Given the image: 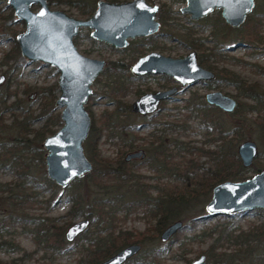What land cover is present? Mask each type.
<instances>
[{"label":"rangeland","instance_id":"374dc122","mask_svg":"<svg viewBox=\"0 0 264 264\" xmlns=\"http://www.w3.org/2000/svg\"><path fill=\"white\" fill-rule=\"evenodd\" d=\"M147 1L160 5V10L170 9L171 11V16L166 18L167 25H163L161 22V27L151 37H129L128 44L118 48L112 43L92 37L90 35L92 28L87 25L79 26L74 37L77 49L81 53L120 63L118 70H104L94 79L91 84L92 93L85 103L91 121L101 131L96 145L97 157L101 158L100 161L92 157L86 148L90 130L83 141L84 152L92 162L91 170L94 171L103 168V159L113 162L118 157L122 158L128 147L124 142L130 141L134 132L138 137L136 143H140L141 147L148 151L146 139L141 137H147L149 140V131L158 127L156 124L154 125L156 120L165 125V119H169L170 125H168L172 129L170 131L172 138L189 140L191 145H202L203 148L215 147L218 143H204L209 126L206 125L207 121H202L195 112H193L194 116L186 121L187 129L182 131L172 128L175 121L180 122L188 117L189 109L185 105L187 101L184 99L191 96L193 100H198L196 96L193 98L192 92L202 93L206 86L202 83H196L180 90L173 98L165 102L160 114L154 117H139L129 106L140 93L161 87L166 83V79L158 74L133 75L126 63H133L140 55L150 50H157L171 56L186 54L192 49L187 45L188 42L182 35L186 30L192 31L195 36L207 38V46L216 44L217 47H222L223 57L219 64L228 66L248 83L257 82L259 91L264 92V10L259 27L261 39L244 41L238 39L235 31L225 24L219 8L214 9L205 17L192 18L188 12L180 10V7L186 4V0ZM258 1L261 0H255V3ZM38 6V3L31 4V8L34 10ZM48 6L51 9H61L77 18L85 19L91 14H82L78 5L64 0L55 3L48 2ZM256 7L257 5H255L252 14L254 17L260 14ZM157 18L161 21L160 13ZM24 28V22L14 15L12 6L7 3V0H0V74L5 75L4 81L0 84V118L2 121L0 123V142L11 141L14 136L23 134L25 139L21 137V140L23 139L22 141L25 143L29 141L28 147H34L37 144L42 147L43 139L39 141L35 130L49 119L51 113H58L60 119L61 107L55 105L58 94L57 84L52 88V85L56 83L58 70L50 64L30 61L21 55L16 35ZM209 84L236 95L242 102L238 112L235 114L224 113L222 119L227 128L241 130L244 135L243 139L254 140L258 144L260 153L263 154L264 142L261 140L260 126L255 117L264 113V105H257L254 110H248V105L255 102L239 93L234 83L213 81ZM117 88L119 91L116 92ZM51 91H56L55 96H51ZM12 102V109H6L5 105ZM104 113L107 114L103 115ZM106 116L110 117L109 125L103 124ZM62 124L63 121L60 119L58 124L52 125L53 132ZM122 124L126 125L125 130H123ZM53 132L46 133V135ZM42 149L41 154H35L32 149H27L26 152L18 151L16 156L12 155L7 159L0 160V184L13 187V193L17 196L23 194L25 201L23 204L17 205L20 210L38 218H56L58 223L65 225L66 229L73 221L85 217L83 211L86 209L84 207L79 211L69 212L72 200L67 195L71 190L79 187L83 189L85 185L91 183V180L84 177L89 172L79 178H74L66 187L49 185L45 172L44 153L46 149L43 147ZM199 160H206V156L201 155ZM110 162V166L113 165ZM131 166L135 167L134 164ZM263 167L264 154L257 156L254 166L246 169V177L252 176ZM133 172L141 175V180L137 177L138 183L146 182L152 185L156 181H160V179L153 178L156 173L146 161L136 165ZM112 177V173L106 176L107 181L111 183L107 187L108 193H113V190L122 194L131 193L127 186L129 183L117 181L121 184H116ZM173 180L169 179L168 182L172 184ZM16 182H22L23 187L16 186ZM94 189H97L96 186L91 185L90 190ZM149 191L150 194H155L154 189ZM28 192L32 194L29 199L26 198ZM210 196L211 193L206 195L204 203L191 205L185 211L183 219L178 218L182 219L183 225L168 242H163L159 236L152 240L139 241L142 243L143 252L138 258L128 261L127 264H186L201 251L207 255L217 254L219 259L215 262L218 264H264V251L260 255L264 249V208H253L231 215H206L205 204ZM49 197L52 198L50 206L46 201V198ZM13 206L7 193H0V218L10 215L14 210ZM117 216L119 218L115 226L130 231L132 237L147 232L154 222L152 218L149 220L144 215L141 207L120 210ZM188 218L195 220L188 223ZM254 225H260L263 228L259 232V244L255 246L254 250L256 251L251 257L246 249L242 251L243 248L235 242V234L241 230L247 231ZM104 226L96 221H91L80 236L72 241L65 240L67 242L65 249L55 251L52 247L37 242L38 234L34 230L33 224L23 222L9 224L7 222L4 224L5 229L2 236V239H6L7 242L0 245V259L6 264H75L79 259L88 257L93 246L91 242L98 237V232ZM192 235H195L194 239L189 240ZM154 253H156V257L152 258Z\"/></svg>","mask_w":264,"mask_h":264},{"label":"water","instance_id":"95a60500","mask_svg":"<svg viewBox=\"0 0 264 264\" xmlns=\"http://www.w3.org/2000/svg\"><path fill=\"white\" fill-rule=\"evenodd\" d=\"M13 6L14 14L23 20L24 30L16 38L21 55L30 61H40L58 70L56 78L58 94L55 105L61 107L63 124L53 133L46 135L41 144L44 153L46 175L57 185L66 187L76 177L83 176L92 168V162L84 152L83 141L87 137L91 118L85 103L92 93L91 84L103 70L105 59L94 58L81 53L74 43L79 26L92 28V37L112 43L116 47L127 44L128 37L147 35L158 31L160 22L155 19L159 5L147 0L110 1L98 0L93 13L83 19L67 14L61 9H51L47 0H7ZM253 0H186L180 8L190 17L199 18L210 12L214 6L222 7V16L231 25H239L252 8ZM38 3L37 9L31 4ZM43 13V14H41ZM134 74L145 72H166L182 85H191L200 78L213 75L197 61V53L190 50L183 56L165 55L149 51L140 56L131 66ZM4 74H0V82ZM177 87L147 92L132 102V109L141 113L153 111L160 98L174 93ZM205 99L219 107L232 111L237 101L220 90L205 93ZM237 153L243 166L251 165L257 143L244 139L237 146ZM143 150L137 149L125 154V159L140 157ZM253 208H264V168L244 179H226L216 183L205 204L206 215H231ZM91 223L90 217H81L70 223L64 237L74 240ZM182 219H174L160 233L161 240H168L181 226ZM141 248V243H128L97 264H122ZM187 264H217L208 262L201 253Z\"/></svg>","mask_w":264,"mask_h":264},{"label":"trees","instance_id":"16d2710c","mask_svg":"<svg viewBox=\"0 0 264 264\" xmlns=\"http://www.w3.org/2000/svg\"><path fill=\"white\" fill-rule=\"evenodd\" d=\"M57 1L60 0H48L49 3H55ZM64 1L78 5L82 14H88L91 13L93 2L95 0H85L81 2L78 0ZM160 16L163 25H167L166 18L171 16L170 9L164 11L161 10ZM259 23L258 19L254 20L253 24L248 26L247 30L242 33V36L254 38L257 35L256 28ZM182 35L188 42L187 45L189 47L197 50L199 49L200 51L203 50L201 39L198 36L193 35L192 31L186 30ZM119 68V61L114 60L109 63V66L106 67L105 71L108 69L109 71L118 70ZM223 74L236 80L238 86L243 92L248 91L250 94L255 95L254 86L243 85V82L233 71H223ZM55 86L56 83L52 85V88ZM115 91L117 92L119 89L117 88ZM55 92L56 91H51L52 97L55 96ZM186 101L185 105L189 109V115L183 121H175L172 127L173 130L183 131L187 129L188 126L186 125V121L189 118H192L194 116L193 112H195L202 121H207L206 125L209 126V130L207 131L206 138L208 141L217 142L218 140L216 146L214 148H203L202 145H191V143L186 140L173 138V166L171 174L174 182L172 183L170 190L167 192L164 191L165 193L156 196L150 194L145 182L138 183V175H133L134 177L126 175L130 170L126 167L127 163H125L121 157H118L117 160H114L113 162L103 159L102 169L95 171L92 169L88 174L84 175L86 179L88 178L89 181L91 180V183L85 185L83 189L80 187L73 189L68 192L67 195L68 198L72 200L69 212L79 211L84 207L86 209V211H83L84 216L90 217L91 221H96L99 224L105 225L102 230L98 232V237L91 242V244L93 243V246L88 257L86 259H79L75 264H97L100 260L112 254L127 243L157 238L160 230L168 222L178 218L183 219V217H185V211L191 205L204 203L206 201V195L212 192V188L216 183L226 179L239 180L246 178L245 172L248 167H244L241 164L240 158L235 150L236 144L244 138L242 131L236 130L235 128H227L222 119V115L227 112L222 111L218 107L204 104L201 100H193L192 98ZM12 104L13 102L9 105H5V107H7L6 109H12ZM238 110L240 109L238 108L234 112L228 114H235ZM106 114L107 113H104L103 115ZM48 118L49 119H47L41 127L35 130L36 137L39 138V141L43 139L46 133L53 132L52 125L60 122L58 113H51ZM109 119L110 117L106 116L103 124L109 125ZM1 122L0 118V123ZM256 122L260 126L261 140L264 142V117L257 118ZM100 134V129H97L94 122L91 121L90 133L87 139L88 146L86 148L91 156L98 161H100L101 158L97 157L98 152L96 150V145L98 144V137ZM209 135L211 136L209 137ZM21 137L25 139L23 134H19V136H14L11 141L0 142V160H3L4 158L7 159L8 156H16L18 151L26 152L27 149H32L35 154L42 153L43 146L41 147L37 144L34 145V147H28L30 142L27 141L25 143L22 141L23 139L21 140ZM201 155H205L206 160L200 161L199 159ZM109 162L113 163V165L111 164L110 166ZM205 163L207 164L204 165ZM251 166H254V163ZM24 172L23 174H25ZM111 173L116 184H121L117 181L129 183L127 186L133 188L132 193L122 194L114 190L113 193H108L107 187L111 185V183L107 181L106 176ZM131 178L134 179L133 183H130ZM46 180L49 185L56 187L57 184L49 177ZM15 184L19 187H23L22 185H24L22 182H16ZM91 185L96 186L97 189L90 190ZM12 188L13 187L0 184V193H7L8 198L14 205L12 207L14 210L10 215L0 218V245L7 242L6 239H2L5 223L9 222V224H16L23 222L34 225V230L38 234L37 242L43 243V245L47 247H52L55 251L65 249L67 246L64 237L65 225L58 223L56 218H38L20 210L17 205L23 204L25 199L23 198V194L18 196L15 195ZM30 193H26L27 199L31 198L32 194ZM46 201L50 206L52 198H46ZM137 207H141L144 215L147 216L149 220L152 218L154 222L151 227L147 229V232L139 233L136 237H132L130 231L117 228L115 223L119 218L117 213L120 210H130ZM194 220V218H188L187 221L188 223H192ZM262 228L263 227L260 225H254L252 228H248L247 231L241 230L239 233L235 234V242L238 246L243 248H241L242 251L246 249L251 257L256 251L254 250L255 246L259 244L258 236ZM194 237L195 235H192L189 240H193ZM263 251L264 249H262L260 255L263 254ZM139 255L140 253L135 257H132V260L138 258ZM155 257L156 253L152 254V258ZM209 258L212 260L219 259L217 254L209 255ZM0 264L6 263L0 259Z\"/></svg>","mask_w":264,"mask_h":264},{"label":"flooded vegetation","instance_id":"af4514ba","mask_svg":"<svg viewBox=\"0 0 264 264\" xmlns=\"http://www.w3.org/2000/svg\"><path fill=\"white\" fill-rule=\"evenodd\" d=\"M97 1L98 0H95L94 2H93V9H92V11H91V14L93 13V11H94V9L97 7ZM254 2H253V6H252V8L246 13V15H245V18H244V20L239 24V25H231L230 23H228L225 19H224V17L222 16V13H221V11H222V7L221 6H214L213 7V9L210 11V12H208L207 14H205V15H203V16H201V17H205L206 15H208L209 13H211L214 9H220V14H221V17H222V19L224 20V22H225V24L227 25V26H229L232 30H234L235 31V33H236V36H237V38L238 39H241V40H244V41H250V40H259V39H261V37H262V35H261V33H260V29H259V27H260V24H261V20L263 19L262 18V13H263V10H264V0H261V1H258L257 3H255V0H253ZM47 2H48V0H47ZM8 3V2H7ZM150 3V2H149ZM9 4V3H8ZM152 4V3H151ZM154 4H156V3H154ZM11 5V4H10ZM158 5V4H157ZM186 5V4H185ZM255 5H257V11H259L260 12V14L258 15V16H256V17H254V15L252 16V14L254 13V7H255ZM12 6V5H11ZM184 6V5H183ZM182 7V6H181ZM180 7V8H181ZM12 9H13V6H12ZM161 9V6L159 5V9H158V12H157V14H156V16H155V19H157L159 22H160V27H161V21L157 18V15L160 13V10ZM13 12H14V9H13ZM189 13V12H188ZM90 14V15H91ZM15 15V14H14ZM89 15V16H90ZM16 16V15H15ZM88 16V17H89ZM189 16H190V14H189ZM17 17V16H16ZM201 17H199V18H201ZM258 17V18H257ZM18 18V17H17ZM256 19H258V21L260 22L258 25H257V28H256V30H257V35L254 37V38H251V37H244V36H242L243 34V32H245L246 30H247V27L248 26H250V25H252L253 24V21L254 20H256ZM21 20V19H20ZM250 20H251V22H250ZM23 21V20H22ZM92 30V29H91ZM159 30V29H158ZM91 32V31H90ZM155 33H157V31L156 32H154V33H150V34H147V35H136V36H143V37H151L152 35H154ZM77 34V33H76ZM91 35V34H90ZM75 37V36H74ZM135 37V36H134ZM129 38V37H128ZM128 38H127V41H128ZM199 38L201 39V41H202V47H203V50H197V49H194V48H192L191 50H195L196 51V53H197V61H198V63L202 66V67H204V68H206V69H209V70H211L212 72H213V75L211 76V77H208V78H200V79H198L195 83H193V84H191V85H182V84H180L178 81H176L170 74H168V73H166V72H145V73H143V74H134L131 70V73L133 74V75H136V76H143V75H145V74H153V75H155V74H158V75H162L165 79H166V83L164 84V85H162L161 87H159V88H157V89H153V90H147V91H144V92H142V93H140L138 96H136L135 97V99L137 98V97H139V96H141L142 94H144V93H147V92H154V91H157V90H167V89H169V88H171V87H174V86H176L177 87V90L174 92V93H172V94H169L167 97H164V98H160L159 99V101H158V104H157V106H156V108L153 110V111H151V112H147V113H141V112H138V111H136V110H133L132 109V102L135 100H133L131 103H130V108H131V110L133 111V112H135L139 117H142V118H144V117H154V116H156V115H159L160 114V112H161V110H162V108H164V104H165V102H167V101H169L171 98H173L174 97V95L176 94V93H178L180 90H182V89H186L187 87H190V86H192V85H194V84H196V83H202V84H204V85H206L205 86V90L202 92V93H195V92H192L193 94V98L196 96V97H198V100H201L204 104H207V105H213V106H216V107H218L219 109H221L222 111H224V112H227V113H232V112H234L236 109H238V108H241V105H242V102L238 99V97L236 96V95H233V94H230V93H228V92H225V91H222V90H220L219 88H217V86H213V85H210L209 83L210 82H213V81H218V82H225V81H227V82H232V83H234L236 86H237V88H238V91H239V93H241L242 95H245L246 97H249V98H251V99H253V101L255 102V103H250L249 105H248V107H247V109L248 110H254L256 107H257V105H259V106H263L264 105V92L263 91H259V89H258V84H257V82H247L243 77H240L235 71H233L232 69H230L228 66H226V65H220L219 64V62H220V60H222V50H223V48L222 47H217L216 46V44H214V45H212V46H207L206 45V41L208 40L207 38H205V37H200L199 36ZM100 40V39H99ZM104 41V40H103ZM75 43V42H74ZM127 44H128V42H127ZM126 44V45H127ZM76 45V44H75ZM125 45V46H126ZM116 47V46H115ZM124 47V46H123ZM118 48H121V47H118ZM212 49H214V50H212ZM150 51H153V50H150ZM155 51H157V50H155ZM190 51V50H189ZM188 51V52H189ZM149 52V51H148ZM148 52H146V53H148ZM160 52V51H159ZM146 53H144V54H146ZM201 53H203V54H201ZM144 54H142V55H144ZM142 55H140V56H142ZM165 55H168V54H165ZM139 56V57H140ZM183 56V55H182ZM138 57V58H139ZM174 57H177V56H174ZM25 58V57H24ZM137 58V59H138ZM104 59V58H103ZM136 59V60H137ZM28 60V59H27ZM135 60V61H136ZM112 61H114V60H112ZM134 61V62H135ZM111 61H107L106 59H105V65H104V68H103V70L101 71V72H103L105 69H106V67L107 66H109V63H110ZM133 62V63H134ZM133 63H126L128 66H129V69H130V66L133 64ZM263 69H264V67H263ZM227 70H230V71H233L237 76H238V78L243 82L242 84L244 85V84H246V85H252V86H254V88H255V95L254 94H250V92H248V91H246V92H243V90H241L240 89V87L238 86V83L236 82V80H233L232 78H230V76H228V75H226V74H223V71L224 72H226ZM100 72V73H101ZM99 73V74H100ZM98 74V75H99ZM97 75V76H98ZM96 76V77H97ZM95 77V78H96ZM94 78V79H95ZM4 79H5V75H4V78H3V80L0 82V84L4 81ZM94 81V80H93ZM56 84H57V82H56ZM58 87V86H57ZM92 88V87H91ZM211 90H220V91H222V92H224L225 94H228V95H230V96H233L235 99H236V101H237V105H236V107L232 110V111H228V110H225V109H223V108H221V107H219L218 105H215L214 103H210V102H208L206 99H205V93L206 92H208V91H211ZM194 94H197V95H194ZM192 97L191 96H188V97H185V101L186 100H188V99H191ZM259 117H264V113L263 114H260V115H258L257 117H255L256 119L257 118H259ZM166 120V124L165 125H162L161 123H159L160 121L159 120H156L155 121V123H154V125L156 124L158 127H155L154 129H152V130H150L149 131V134H150V138H149V140L147 139V137H141V138H144V139H146V144H147V148L146 149H148V151H146L145 150V148H143V147H141V144L140 143H136V141L138 140V137L136 136V133L134 132V135H133V137L131 138V140L130 141H125L124 142V144L126 145V146H128L127 147V150H125V152H124V154L122 155V159H123V161L125 162V163H127V168L130 170V172L128 173V174H126V175H128L129 177L131 176H133V175H138L139 176V179L141 180V175H139V174H135L134 172H133V170L135 169V167H136V165H140L142 162H144V161H146V162H148V164H149V166H150V168L156 173L155 175H154V179H160V181H156V183H153L152 185H150L149 183H146V185L148 186V188L147 189H154L155 190V194L153 195V196H156V195H158V194H163V193H165L164 191H168V190H170V187L172 186V184H170L169 182H168V180L170 179V180H172L173 178H172V166H173V138L170 136V131L172 130L171 129V127L169 126L170 124H169V119L168 118H166L165 119ZM160 124H161V126H160ZM169 124V125H168ZM122 126H124V128H123V130H125V127H126V125H124V124H122ZM139 128V127H138ZM211 135H209V137H210ZM244 140V139H243ZM242 141V140H241ZM240 141V142H241ZM188 142H190L189 140H188ZM214 142L216 143V141H208V139L206 138V141L204 142L205 144H214ZM217 142H218V140H217ZM240 142H238L237 144H236V147H235V150H236V153H237V146H238V144L240 143ZM211 148H214V147H211ZM137 149H141V150H143V154L139 157H132V158H130V159H128V160H126L125 159V154L127 153V152H129V151H135V150H137ZM263 154H264V152H263ZM262 153H260V151H259V149H258V144H257V153H256V155H255V157H254V159H253V161H252V163H251V165L254 163V161H255V159L257 158V156H262L263 155ZM237 155H238V153H237ZM239 157V156H238ZM135 165V167L134 166H131V165ZM242 164V163H241ZM93 165V164H92ZM251 165H249V166H244V167H250ZM93 167V166H92ZM134 167V168H133ZM264 168V167H263ZM262 169V168H261ZM260 169V170H261ZM134 177V176H133ZM161 180H164V181H161ZM134 182V179H132L131 178V180H130V183H133ZM166 182V183H165ZM130 189V191H131V193H132V190H133V188H129ZM160 189V190H159ZM131 193H129V194H131ZM212 193V192H211ZM152 195V194H151ZM173 221V220H172ZM172 221H170V222H168L161 230H160V232H159V239H161L160 238V233L162 232V230L169 224V223H171ZM123 230V229H122ZM80 234H82V233H80ZM80 234L78 235V236H80ZM174 235V234H173ZM77 236V237H78ZM76 237V238H77ZM172 238V236L168 239V240H165V241H163V242H168L170 239ZM135 242H139V241H135ZM130 243H132V242H130ZM139 243H141V242H139ZM128 244V243H127ZM126 245V244H125ZM124 246V245H123ZM141 252H143V246H142V243H141V248H140V250L136 253V254H134L133 256H131L129 259H127L124 263H122V264H127L128 263V261H130V260H132V257H135L136 255H138L139 253H141ZM201 253H204L205 254V259H206V261H208V262H214V263H216L215 262V260H212V261H210V258H208L209 257V255H207L204 251H201L199 254H201ZM198 254V255H199ZM197 255V256H198ZM195 258V257H194ZM192 260V259H191ZM190 260V261H191ZM189 261V262H190ZM188 263V262H187ZM186 263V264H187ZM218 264V263H217Z\"/></svg>","mask_w":264,"mask_h":264},{"label":"snow or ice","instance_id":"6c2138e0","mask_svg":"<svg viewBox=\"0 0 264 264\" xmlns=\"http://www.w3.org/2000/svg\"><path fill=\"white\" fill-rule=\"evenodd\" d=\"M41 14H43V13H41Z\"/></svg>","mask_w":264,"mask_h":264}]
</instances>
